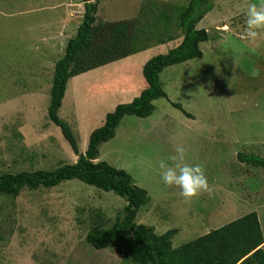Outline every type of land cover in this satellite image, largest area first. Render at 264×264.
I'll list each match as a JSON object with an SVG mask.
<instances>
[{"label":"rangeland","instance_id":"1","mask_svg":"<svg viewBox=\"0 0 264 264\" xmlns=\"http://www.w3.org/2000/svg\"><path fill=\"white\" fill-rule=\"evenodd\" d=\"M97 2L95 24L131 23L136 41L149 46L142 57L131 55L104 72H129L131 81H137L143 58L164 54L181 41L174 16L189 0ZM256 2L215 0L213 10L197 25L212 37L199 44L202 57L163 69L160 81L167 99L155 100L147 118L124 116L114 138L98 147L94 162L124 170L146 190L150 201L139 209L136 223L153 227L158 235L174 229L173 248L250 212L257 213L264 237V170L237 159L239 153L264 158V32L255 42L241 39L244 13ZM82 6L81 0H0V118L7 123L0 136V174L51 171L77 160L48 119L51 80L47 86V76L41 74L45 61L40 43L33 46L27 37L32 30L39 36L43 21L64 18L58 44L62 52L81 23ZM164 16L172 18L168 26ZM157 36L173 40L160 45ZM71 84L57 114L84 153L87 131L100 126L104 106L98 100V108H82L81 121L76 122ZM88 88V94L94 91L93 84ZM176 146L184 147L186 163L203 167L211 196L201 194L185 203L179 189L163 184L159 161L171 165ZM124 206L113 192L78 180L23 189L17 197L0 195V264H131L116 246L97 250L86 242L90 230L110 228Z\"/></svg>","mask_w":264,"mask_h":264},{"label":"trees","instance_id":"2","mask_svg":"<svg viewBox=\"0 0 264 264\" xmlns=\"http://www.w3.org/2000/svg\"><path fill=\"white\" fill-rule=\"evenodd\" d=\"M81 1L82 20L75 36L67 41L64 55L55 64L47 109L48 119L60 129L77 161L71 165H59L51 171L0 174V195L17 197L23 189L53 188L65 181L78 180L96 189L113 192L125 201L122 216L110 228H95L87 233L86 242L94 249L116 246L122 258L131 264H264V237L256 212H250L173 248L171 240L175 235L174 229L158 235L153 227L137 224L135 221L139 209L150 201L146 190L136 186L124 170L104 161L94 162L99 145L114 138L124 116L147 118L154 111L155 100L167 99L160 81L163 69L202 57L199 44L212 37L197 25L213 10L215 0H189L187 5L176 10L174 21L181 38L180 43L145 62L141 73L147 84L146 88L139 96L128 103L117 105L105 116L103 124L90 133L84 153L79 152L71 129L57 114L67 81L79 74L135 55L149 46L140 45L136 41L131 32V23L123 21L95 24L97 0ZM171 20L170 16H164L166 26ZM171 40L172 37L158 39V44L163 45ZM171 105L182 111L187 118L192 117L180 104ZM237 159L241 163L264 170L262 157L239 153Z\"/></svg>","mask_w":264,"mask_h":264},{"label":"crops","instance_id":"3","mask_svg":"<svg viewBox=\"0 0 264 264\" xmlns=\"http://www.w3.org/2000/svg\"><path fill=\"white\" fill-rule=\"evenodd\" d=\"M39 27L42 30L39 36L34 34L35 30H32L31 35H29L27 38L33 44V46H35L36 43H40L39 52H42V59L45 61V67L43 71L41 72V74L43 76L45 75L47 76L45 77L46 78L45 84H47L48 86L50 82L49 80H51V86H52L54 71L52 73L51 79L49 78V75L51 76L52 68L55 67L56 62L60 59L59 58L55 62L56 60L55 58L59 57L61 54L64 55L65 53L66 44L61 49L62 52H58L59 45L62 40V35L64 34V30H65L64 29L65 20L63 18L61 21L55 22L52 19H50L47 22L43 21V23ZM142 52H145V50L137 54H140ZM142 55L143 54H140L139 56H137V58L142 57ZM124 59H121V60H124ZM149 59H150V56L145 57L138 63L136 72L138 74H141V77H142V73H141L142 67L145 64V62ZM119 61L120 60L115 61L113 63H116ZM113 63H110V64H113ZM110 64H107L102 67L93 69L91 71L79 74L75 77L70 78L67 81V85H69L70 82H72L70 86V91H69L70 92V103H72V107L74 111L73 119L76 122H77V119L79 122L81 121L79 112L82 108H93V109L98 108V105L96 104V102L100 100L101 101L100 107L102 106L106 107V109L103 107V112L98 122L101 126L104 122L105 116L108 113L112 112L117 105L130 102L132 99L139 96L141 91L144 88H146L147 84L145 80L143 79V77L141 78L139 76L137 78V81H131V76L129 72H124V71L104 72V70L106 71L107 67ZM33 80L34 78L32 77V81ZM92 84L94 85V91H90V93L88 94L87 90L88 91L91 90V88H88V86ZM67 85H66L65 93H64L61 104L63 103V100L66 97V93L68 92ZM50 90H51V87H50ZM6 124H7L6 121H4L1 117L0 118V136L3 134ZM92 131L91 130L87 131V135L89 136Z\"/></svg>","mask_w":264,"mask_h":264},{"label":"clouds","instance_id":"4","mask_svg":"<svg viewBox=\"0 0 264 264\" xmlns=\"http://www.w3.org/2000/svg\"><path fill=\"white\" fill-rule=\"evenodd\" d=\"M244 30L241 39L255 42L260 33L264 32V0L249 3L244 13ZM176 155L171 157L173 163L169 165L164 160L159 161L160 177L167 187L179 189V195L185 203H190L201 194H213V188L209 185L204 169L200 164H188L185 162V149L182 146L175 147Z\"/></svg>","mask_w":264,"mask_h":264}]
</instances>
